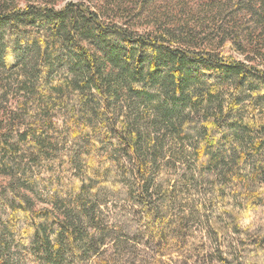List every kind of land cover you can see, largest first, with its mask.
<instances>
[{"label": "trees", "instance_id": "obj_1", "mask_svg": "<svg viewBox=\"0 0 264 264\" xmlns=\"http://www.w3.org/2000/svg\"><path fill=\"white\" fill-rule=\"evenodd\" d=\"M0 264H264V0H0Z\"/></svg>", "mask_w": 264, "mask_h": 264}]
</instances>
